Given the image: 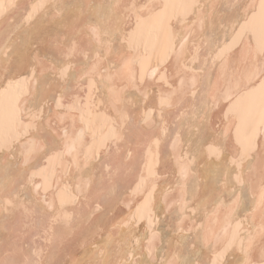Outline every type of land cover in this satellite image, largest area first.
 <instances>
[{"label": "bare ground", "instance_id": "6f19581e", "mask_svg": "<svg viewBox=\"0 0 264 264\" xmlns=\"http://www.w3.org/2000/svg\"><path fill=\"white\" fill-rule=\"evenodd\" d=\"M0 264H264V0H0Z\"/></svg>", "mask_w": 264, "mask_h": 264}]
</instances>
